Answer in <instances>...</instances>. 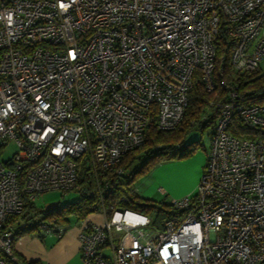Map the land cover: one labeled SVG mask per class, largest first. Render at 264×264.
I'll return each instance as SVG.
<instances>
[{
  "label": "built area",
  "instance_id": "1",
  "mask_svg": "<svg viewBox=\"0 0 264 264\" xmlns=\"http://www.w3.org/2000/svg\"><path fill=\"white\" fill-rule=\"evenodd\" d=\"M263 60L264 0H0V264L27 203L77 192L80 158L95 176L115 170L152 119L178 128L195 82L223 91L195 192L169 201L160 228L101 205V223H77L81 262L264 264V102L244 103L235 82ZM234 117L249 138L229 132Z\"/></svg>",
  "mask_w": 264,
  "mask_h": 264
},
{
  "label": "trees",
  "instance_id": "2",
  "mask_svg": "<svg viewBox=\"0 0 264 264\" xmlns=\"http://www.w3.org/2000/svg\"><path fill=\"white\" fill-rule=\"evenodd\" d=\"M217 54L218 57L224 58V67L229 70V47L225 46L224 43L221 44ZM235 82L238 86L239 97L244 103L264 102V73L261 70L239 74ZM222 96L221 87L217 89V93H206L203 91L201 83L195 82L188 96V106L180 126L170 132H159L155 129V120L152 119L145 131L144 144L127 153L115 170L95 176L88 172L83 158H80L77 170L78 199L75 202L64 203L48 210H40L35 204L27 203L21 217L28 221V227L18 230L16 236L41 237L42 231L39 226L42 224L49 226L64 224L68 222L69 216H74L79 221L95 213L101 205L107 207L109 204H117L144 213L150 217L152 227L160 228L161 222L176 214L177 211L172 208L169 202L156 203L154 200L139 196L132 188V183L138 176L161 162L190 156L197 149V146L195 142H192L184 148V139L193 128L198 127L202 130L213 127L218 110L209 107V103L222 98ZM210 108L212 113L209 119L206 122H201L200 114ZM229 132L242 139L249 138L251 134V131L243 127L238 117H234ZM119 169L121 173L117 174ZM122 197H126L127 201H120ZM6 260L9 264H39L38 262L26 261L13 249L12 257Z\"/></svg>",
  "mask_w": 264,
  "mask_h": 264
},
{
  "label": "crops",
  "instance_id": "3",
  "mask_svg": "<svg viewBox=\"0 0 264 264\" xmlns=\"http://www.w3.org/2000/svg\"><path fill=\"white\" fill-rule=\"evenodd\" d=\"M261 70V69H260ZM185 163H192L193 159L185 162L178 160L165 161L154 168L150 173L152 182L145 188L144 196L147 199L159 195L164 198L179 199L192 195L198 183L201 171L205 164V156L199 154L198 160L192 167L191 177L182 176ZM87 218L101 223L103 219L98 214H91ZM78 226L65 231L61 237L55 234H42L41 237L23 235L17 236L13 242V251L28 262L39 264H81L79 252ZM47 236V237H46Z\"/></svg>",
  "mask_w": 264,
  "mask_h": 264
},
{
  "label": "rangeland",
  "instance_id": "4",
  "mask_svg": "<svg viewBox=\"0 0 264 264\" xmlns=\"http://www.w3.org/2000/svg\"><path fill=\"white\" fill-rule=\"evenodd\" d=\"M260 69H261V72L264 73V60L260 64ZM211 132L212 130L210 127H207L206 129H202V130L201 128L196 127V128L191 129L188 132L186 138L184 139L185 140L184 148H186L190 143L195 142L197 149L190 156L182 158V159H178V161H183V162L193 159V164L185 163L183 165L185 168L184 170L183 168L181 170L182 176H185V177L187 176L189 178L191 177L192 167L197 162L199 154H202L203 156H205V161H206V158L210 150ZM10 148H11L10 150H13V146H10ZM156 166H154L153 168H151L144 174H141L140 176H138L135 179V181L132 183V188L134 189V191L143 198H146V196H144L145 188L152 182V180L150 179V173L154 170ZM200 177H201V174H200ZM200 177L198 179V183H199ZM198 183H197V186H198ZM77 199H78V193L75 191H70L66 194H63L62 192H59V191H54V192H47V193L40 195L38 198H36L34 203L38 209L48 210V209H53L56 206L62 205L64 203L75 202ZM151 200H154L156 203H160L162 201H165L166 203L169 202V198H164L159 195H154V198H152ZM77 223L78 221L74 216H69L68 222L64 224H60L59 226L63 227L65 231H68V230L73 229L74 227L76 228V226L78 225Z\"/></svg>",
  "mask_w": 264,
  "mask_h": 264
}]
</instances>
